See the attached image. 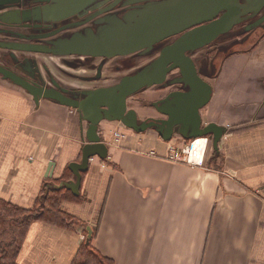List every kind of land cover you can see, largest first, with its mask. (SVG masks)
I'll list each match as a JSON object with an SVG mask.
<instances>
[{
    "label": "crops",
    "instance_id": "1",
    "mask_svg": "<svg viewBox=\"0 0 264 264\" xmlns=\"http://www.w3.org/2000/svg\"><path fill=\"white\" fill-rule=\"evenodd\" d=\"M227 63L202 110L209 123L228 128L220 168L214 159L203 166L169 160L173 142L156 131L128 133L109 149L107 169L98 157L90 163L82 201L62 204L97 229L95 248L115 264H264V40L254 55ZM87 128L76 111L47 99L37 106L0 77V199L34 208L81 162ZM82 234L37 221L19 262L72 264Z\"/></svg>",
    "mask_w": 264,
    "mask_h": 264
},
{
    "label": "flooded vegetation",
    "instance_id": "2",
    "mask_svg": "<svg viewBox=\"0 0 264 264\" xmlns=\"http://www.w3.org/2000/svg\"><path fill=\"white\" fill-rule=\"evenodd\" d=\"M239 1L241 5L249 6L252 0ZM177 4L175 0H0V20L13 24L10 27L0 21V41L12 46L9 51L0 48V65L31 85L40 89L57 90L72 98L71 102L79 103L88 91L115 86L126 76L153 66L161 58L163 51L175 46L184 34L197 27L221 20L225 11L220 12L212 21L199 23L179 34L155 42L150 48H142L129 55L112 58L78 54L57 56L53 51L62 47L59 44L71 40L76 34L87 38L90 34L98 36L107 26L113 30L123 28L129 35L131 27L137 24L134 18H139L146 10L162 11L175 7ZM169 14L171 17H179L177 12ZM60 18L64 19L55 20ZM241 19L242 22L235 25L228 33L220 35L197 51L190 49L185 53L190 60L194 61L202 79L211 85V80L217 78L216 72L221 70L223 64H220L219 69L215 66L213 76L208 77L211 72L208 68L210 61L207 56L216 54L215 59L221 60L224 58L223 53L228 50L249 43L257 46L264 40V5L259 11L244 14ZM142 25L146 26L145 21ZM176 29L162 31L168 33ZM144 30V28L139 29V31ZM26 47L35 48L36 52L24 50ZM69 50L77 49L69 48ZM197 54H201L198 59H196ZM176 62H171L168 67H173ZM181 62L184 65V61L181 60ZM215 62L217 61L213 63ZM135 67L139 68L132 73L130 69ZM67 68L69 71L66 70ZM79 72L84 74H78ZM0 77H2L1 74ZM181 78L180 70L172 69L168 73L165 84L145 87L135 94L140 95L137 106L142 110H151L152 114L142 117L139 108L130 105V99L133 96L127 100L128 111L135 110L140 123L151 119L167 120L168 118L161 110L170 106L176 93L189 91L185 83H178ZM149 94L157 97L150 98ZM201 115L203 125H207L209 121L203 116L202 111ZM119 124L118 122L117 125ZM120 125L123 127L122 124ZM159 125L166 127L163 123ZM176 135L182 142L194 140H186L180 134H175L174 137ZM205 137L209 138V143L213 141L210 136Z\"/></svg>",
    "mask_w": 264,
    "mask_h": 264
},
{
    "label": "water",
    "instance_id": "3",
    "mask_svg": "<svg viewBox=\"0 0 264 264\" xmlns=\"http://www.w3.org/2000/svg\"><path fill=\"white\" fill-rule=\"evenodd\" d=\"M175 3H178L175 7H169L162 11L146 10L139 18H134L136 19L134 22L137 24L131 27L129 35L123 28L113 30L107 26L98 36L90 34L87 38L76 34L71 40L59 44L62 47L53 51L57 56L78 54L80 56L112 58L129 55L142 48H150L155 42L179 34L199 23L212 21L220 12L225 11L221 20L197 27L184 34L175 46L163 51L161 58L153 66L140 69L134 74L126 76L115 86L88 91L79 103L77 101L71 102L70 100L73 101L72 98L57 90L40 89L31 85L0 65L2 78L28 92L37 106L43 99L54 101L79 113L80 120L88 124L84 139L86 143L82 149V160L70 164L75 179L62 181L54 189H68L73 194L80 195L82 174L89 170L90 160L94 157L100 159L108 157L109 146L102 135L103 131L101 133V125L105 121L119 122L125 128L136 133H145L149 129H153L165 142H171L175 134H180L186 140L211 136L213 149L217 153L219 152L220 142L227 135L228 128L215 122L203 125L201 111L211 102L214 88L202 79L194 61L190 60L185 53L190 49L197 51L220 35L228 33L235 25L242 22L241 17L244 14L259 11L264 5V0H252L249 2V6L241 5L239 0H175ZM171 12H177L179 17H171L169 14ZM150 18L152 19L150 20ZM62 19L64 18L55 20ZM0 21L7 26L13 25ZM144 21L146 26L142 25ZM140 28L145 30L139 31ZM170 28L177 29L168 33L162 31ZM0 48L9 51L12 46L0 41ZM69 48H76L77 50L70 51ZM24 50L36 52L35 48L32 47H26ZM177 60L180 62H176ZM181 60L184 61V65ZM171 62H176V64L170 68L168 65ZM172 69L180 70L182 78L178 83H185V86L189 87V91L176 93L170 106L161 110L163 115L168 118L167 120L158 119L159 121H156L151 119L140 123L136 111H128L127 100L145 87L165 84L168 73ZM159 123H163L166 127L159 125ZM92 228L88 227L87 244H90L92 239Z\"/></svg>",
    "mask_w": 264,
    "mask_h": 264
},
{
    "label": "trees",
    "instance_id": "4",
    "mask_svg": "<svg viewBox=\"0 0 264 264\" xmlns=\"http://www.w3.org/2000/svg\"><path fill=\"white\" fill-rule=\"evenodd\" d=\"M87 172H84L82 176ZM74 179V174L69 168L57 183ZM42 192L38 204L32 209H23L4 199H0V264H20L19 256L32 225L44 222L49 225L76 229L83 227L85 240L81 243L72 264H115L114 260L98 251L93 242L97 235L94 230L90 244H87V223L62 209L64 202L82 201L81 195H75L68 189H52L45 195Z\"/></svg>",
    "mask_w": 264,
    "mask_h": 264
},
{
    "label": "rangeland",
    "instance_id": "5",
    "mask_svg": "<svg viewBox=\"0 0 264 264\" xmlns=\"http://www.w3.org/2000/svg\"><path fill=\"white\" fill-rule=\"evenodd\" d=\"M259 47V45H257V46H253V44H247V45H245V46H241V47H236V48H234V49H231L230 51L228 50V51H226V52H224L223 53V56L222 57H224V58H222L221 60H219V59H215V57L216 56H214V55H216V54H212V55H209V56H207L208 57V59H209V61H210V63L208 64L209 66H208V68H209V70H210V72H211V74L210 75H208V77H212L213 76V70H214V67L216 66L218 69L220 68V66H221V70L219 69L216 73H217V78L215 79V80H211V81H219L218 79H219V76H221L222 75V73H224V69H226V70H228V68H229V64L230 63H227L226 64V61L228 60V59H230V57H232V56H234L235 54H240V53H243V54H246V53H252V55H254V53H256V51H257V48ZM202 52V51H201ZM201 52H199V53H201ZM201 55V54H200ZM200 55H198L197 54V56H196V59H198L199 58V56ZM214 61H217V62H215V63H213ZM219 61H221V62H219ZM219 62V63H218ZM221 64V65H220ZM216 67H215V69H216ZM139 67H135L134 69H130L131 70V72L133 73V72H135L137 69H138ZM67 71H69V69L67 68L66 69ZM119 73H121V72H119ZM118 73V74H119ZM78 74H84V72H79ZM116 74V73H115ZM154 94H149L148 96L150 97V98H156L157 96H153ZM130 101H131V103H130V105L131 106H134V107H137V108H139L137 105H138V101H140V95H135V96H133V98H131L130 99ZM139 112L141 113V115H142V117H145L146 115H149V114H152V112H151V110H142V109H140L139 108ZM154 113V112H153ZM154 115H155V113H154ZM103 125V126H102ZM101 126H102V131H103V133H104V135L106 134L110 139H109V141L107 142L108 143V146H109V149H111L112 147H116L117 146V144H121V142L122 141H124V140H126L127 138H128V133L130 134H132V133H136V132H134L133 130H130V129H127V128H125V126H123L121 129H123L124 130V132L127 134L126 135V137L125 138H122L121 139V141L120 142H117V140L115 139V137H114V134H113V131H115V129H116V127H118V126H107V124L106 123H104V124H102ZM120 125V124H119ZM108 127H114L112 130L111 129H108ZM149 131H152V132H154V130L153 129H150ZM139 134H141V133H139ZM195 140H192V141H181L180 139H179V136L178 135H176L174 138H173V140L171 141V142H173V146L175 147V148H181V147H186V146H188V145H191V143L192 142H194ZM171 142H169V143H171ZM150 155H151V153H149ZM217 156H218V154H217V151H215L214 149H213V143H212V141L210 142V145H209V147H208V150H207V155H206V159H205V164L206 165H209V163H211V161L214 159V166L215 167H217V168H220V165H221V163H218V162H216V161H218L216 158H217ZM110 158V156H109V154H108V157L107 158H105V159H100L99 157H98V159H99V161L97 160L95 163H99L100 164V166L102 167V168H106L107 169V166H108V162H107V160ZM111 161V160H110ZM92 163H94V162H92L91 161V164ZM111 163V162H110ZM112 165V164H111ZM110 165V166H111ZM75 179V178H74ZM65 203V202H64ZM42 223H44V222H42ZM46 225H49V224H47V223H45ZM49 226H53V225H49ZM54 227H56V226H54ZM58 227V226H57ZM60 228H63V227H60ZM79 228V227H78ZM80 228H82L83 229V227L82 226H80ZM66 229V228H65ZM84 234V233H83Z\"/></svg>",
    "mask_w": 264,
    "mask_h": 264
},
{
    "label": "built area",
    "instance_id": "6",
    "mask_svg": "<svg viewBox=\"0 0 264 264\" xmlns=\"http://www.w3.org/2000/svg\"><path fill=\"white\" fill-rule=\"evenodd\" d=\"M114 137L117 140V142H120L122 138L126 137V133L124 132L123 129L117 128L115 131H113ZM206 144L204 148L202 149L201 157L200 160H195L192 158V153H191V147L193 146L194 142L191 143V145H188L186 147H181V148H175L173 145L169 149V155L167 158L171 161L174 162H179V163H185L187 165H192V166H203L205 164V159L207 155V150L210 145L209 143V138H205ZM152 155H155V153H151ZM94 159L92 158L91 161ZM85 234H82V242L85 240Z\"/></svg>",
    "mask_w": 264,
    "mask_h": 264
},
{
    "label": "bare ground",
    "instance_id": "7",
    "mask_svg": "<svg viewBox=\"0 0 264 264\" xmlns=\"http://www.w3.org/2000/svg\"><path fill=\"white\" fill-rule=\"evenodd\" d=\"M108 125H115V123L117 124V122H105ZM206 137H200L197 138L193 144V146L191 147V153H192V158L195 160H200V155L202 153V149L204 148L205 144H206Z\"/></svg>",
    "mask_w": 264,
    "mask_h": 264
}]
</instances>
